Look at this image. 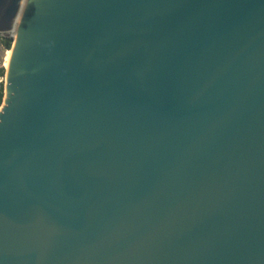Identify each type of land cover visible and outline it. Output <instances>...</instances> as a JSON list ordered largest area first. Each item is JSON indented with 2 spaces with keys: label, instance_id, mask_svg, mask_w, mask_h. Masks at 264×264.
Segmentation results:
<instances>
[{
  "label": "water",
  "instance_id": "95a60500",
  "mask_svg": "<svg viewBox=\"0 0 264 264\" xmlns=\"http://www.w3.org/2000/svg\"><path fill=\"white\" fill-rule=\"evenodd\" d=\"M0 264H264V0H0Z\"/></svg>",
  "mask_w": 264,
  "mask_h": 264
},
{
  "label": "rangeland",
  "instance_id": "374dc122",
  "mask_svg": "<svg viewBox=\"0 0 264 264\" xmlns=\"http://www.w3.org/2000/svg\"><path fill=\"white\" fill-rule=\"evenodd\" d=\"M15 32L16 30H14L13 32L8 33H2L0 34V40L1 39H10L11 43H12V38H14L15 36ZM9 50V49H8ZM7 49H5L1 44H0V65L3 67L7 66ZM4 81V76L0 78V85L3 84Z\"/></svg>",
  "mask_w": 264,
  "mask_h": 264
},
{
  "label": "trees",
  "instance_id": "16d2710c",
  "mask_svg": "<svg viewBox=\"0 0 264 264\" xmlns=\"http://www.w3.org/2000/svg\"><path fill=\"white\" fill-rule=\"evenodd\" d=\"M0 44L5 48L9 49L11 46V40L10 39H1ZM9 51V50H8ZM5 69L3 66L0 65V78L4 76ZM2 96H3V88L2 85H0V104L2 101Z\"/></svg>",
  "mask_w": 264,
  "mask_h": 264
},
{
  "label": "bare ground",
  "instance_id": "6f19581e",
  "mask_svg": "<svg viewBox=\"0 0 264 264\" xmlns=\"http://www.w3.org/2000/svg\"><path fill=\"white\" fill-rule=\"evenodd\" d=\"M18 21H19V19H17L16 21H14V23H13V27H12L10 30H8V31H6V32H0V34H2V33L5 34V33H7V35H8V33L13 32L14 30H16V27H17ZM9 54H10V51H7V61H8V58H9Z\"/></svg>",
  "mask_w": 264,
  "mask_h": 264
}]
</instances>
